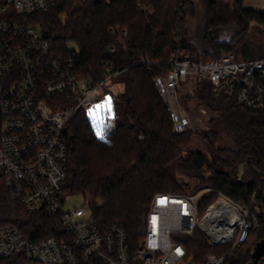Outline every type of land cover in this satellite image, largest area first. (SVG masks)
I'll return each instance as SVG.
<instances>
[{
	"label": "trees",
	"instance_id": "obj_1",
	"mask_svg": "<svg viewBox=\"0 0 264 264\" xmlns=\"http://www.w3.org/2000/svg\"><path fill=\"white\" fill-rule=\"evenodd\" d=\"M242 1H231L236 28L223 34L220 28L226 20L220 14V0H197L203 11V31L196 40L188 34L189 20L196 14L192 0H57L30 18L63 53H67V41L76 44L74 68L79 76L100 79L105 59L122 69L113 78L114 84L122 85L120 98L111 99L114 122L102 137L96 135L83 109L66 121L64 193L87 196L92 219L101 226L119 224L130 243L142 236L155 193H179L191 186L190 192L211 186L244 203L256 191L252 209L260 221L257 237L264 240V113L245 108L230 95L214 94L203 80L190 100L204 106L210 117L200 127L174 132L170 111L153 83L155 75L169 69L175 39L192 57H217L226 50L238 58L263 56L264 10L243 7ZM110 26L127 29V50L109 31ZM108 44L115 45L113 53L107 50ZM141 58L149 62L138 63ZM193 135L204 149L190 146ZM180 174L195 177V183L191 185ZM216 191L203 194L201 211ZM6 224L16 225L33 240L52 235L56 229L54 218L25 212L9 200L2 186L0 225ZM182 239L194 264H203L215 250L197 229ZM234 252L223 264H253L250 251H240L235 257Z\"/></svg>",
	"mask_w": 264,
	"mask_h": 264
},
{
	"label": "built area",
	"instance_id": "obj_2",
	"mask_svg": "<svg viewBox=\"0 0 264 264\" xmlns=\"http://www.w3.org/2000/svg\"><path fill=\"white\" fill-rule=\"evenodd\" d=\"M57 0H0V177L9 200L27 213L55 219V233L38 240L16 225H0V264H194L182 236L199 230L215 248L203 264H223L228 255L257 237L260 221L252 204L237 201L211 186L196 192H157L135 244L117 223L92 219L90 200L65 207L67 180L66 121L77 109L93 111L110 92L122 69L108 59L94 81L74 68L76 49L63 53L31 16ZM86 1V0H80ZM123 50L126 28L110 26ZM115 45L108 44L110 53ZM169 69L153 77L166 103L174 132L192 126L190 100L206 80L214 94H227L250 110L264 113V55L238 58L231 50L217 57H192L175 39ZM138 63L149 62L141 58ZM202 113L210 112L199 105ZM208 118V117H207ZM216 197L198 214L203 194ZM255 264H264V256Z\"/></svg>",
	"mask_w": 264,
	"mask_h": 264
},
{
	"label": "rangeland",
	"instance_id": "obj_3",
	"mask_svg": "<svg viewBox=\"0 0 264 264\" xmlns=\"http://www.w3.org/2000/svg\"><path fill=\"white\" fill-rule=\"evenodd\" d=\"M192 1H194L196 14L189 20L188 34L196 40L200 37L203 31V11L201 7L198 6L197 0H192ZM231 1L232 0H220V4L222 8V11L220 12V14L226 20V22L220 28L223 34H230L236 28L235 23L232 21L230 9H229V7H231L230 6L232 3ZM242 5L243 7L252 8L255 10H259V11L264 10V0H243ZM250 24L252 25L253 23L250 22ZM258 39L260 40V38ZM66 46H67V49H77L76 44L72 41H67ZM121 90H122L121 84H113L112 86H110V92L101 100L99 105L104 104L106 99H109L111 102L112 98H120L118 96V92H120ZM186 103H187L188 108L191 111L190 112L191 120H192L191 128L202 126L207 120V117L208 118L210 117V114L202 113L201 110L199 109V106H197L194 100H187ZM97 106L95 107L93 111H90V112H95L96 115L92 116L89 114L90 112H87V116H88V119L96 135H97L98 127L102 129V132L104 135L108 131V129L113 125L114 108H113L112 102H111L110 112L106 108H97ZM97 136L102 137L101 135H97ZM190 146L196 149H204V146L201 145L197 135H193ZM239 173H241V168L239 169ZM180 177H182V179H184L185 181L189 182L191 185H193L196 181L195 177H188L184 174H180ZM2 185H3V180L0 177V187H2ZM191 189H192V186L190 187V189H187L184 192H190ZM86 197L87 196L80 194V193L68 194L65 200V207L84 206V201ZM84 208L85 210H87V207L84 206ZM200 213H201V210L198 211V214ZM250 245L251 244H248L249 247ZM248 246H244V248L236 250V252H234L232 256L235 257V255L239 254L240 251L249 252Z\"/></svg>",
	"mask_w": 264,
	"mask_h": 264
},
{
	"label": "snow or ice",
	"instance_id": "obj_4",
	"mask_svg": "<svg viewBox=\"0 0 264 264\" xmlns=\"http://www.w3.org/2000/svg\"><path fill=\"white\" fill-rule=\"evenodd\" d=\"M97 108H106L109 112L111 111V102L109 99H106L105 103L102 105H98ZM92 116H95L96 113L95 112H90L89 113ZM97 135H103L102 129L101 128H97Z\"/></svg>",
	"mask_w": 264,
	"mask_h": 264
},
{
	"label": "water",
	"instance_id": "obj_5",
	"mask_svg": "<svg viewBox=\"0 0 264 264\" xmlns=\"http://www.w3.org/2000/svg\"><path fill=\"white\" fill-rule=\"evenodd\" d=\"M264 255V240H262L260 243H259V248L258 250H256L252 256L254 257V260H253V264H255L260 258L261 256Z\"/></svg>",
	"mask_w": 264,
	"mask_h": 264
},
{
	"label": "flooded vegetation",
	"instance_id": "obj_6",
	"mask_svg": "<svg viewBox=\"0 0 264 264\" xmlns=\"http://www.w3.org/2000/svg\"><path fill=\"white\" fill-rule=\"evenodd\" d=\"M261 241H259V239H258V237H252L250 240H249V244H251L250 245V252H251V254H253L256 250H258V248H259V243H260ZM261 257H263V256H261Z\"/></svg>",
	"mask_w": 264,
	"mask_h": 264
},
{
	"label": "crops",
	"instance_id": "obj_7",
	"mask_svg": "<svg viewBox=\"0 0 264 264\" xmlns=\"http://www.w3.org/2000/svg\"><path fill=\"white\" fill-rule=\"evenodd\" d=\"M249 247V246H248ZM249 249V251H250V247L248 248Z\"/></svg>",
	"mask_w": 264,
	"mask_h": 264
}]
</instances>
